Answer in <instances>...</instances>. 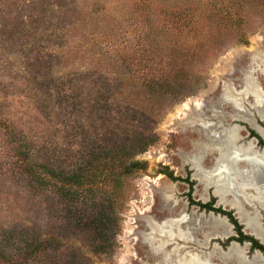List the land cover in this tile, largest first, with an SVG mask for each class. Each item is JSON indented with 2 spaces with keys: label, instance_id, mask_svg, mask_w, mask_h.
I'll use <instances>...</instances> for the list:
<instances>
[{
  "label": "rangeland",
  "instance_id": "374dc122",
  "mask_svg": "<svg viewBox=\"0 0 264 264\" xmlns=\"http://www.w3.org/2000/svg\"><path fill=\"white\" fill-rule=\"evenodd\" d=\"M255 47L264 51V0H0V119L30 141L40 162L67 172L93 153L129 148L130 154L138 134L156 139L137 156L147 170L131 180L106 255L95 250L91 222L78 221L52 193L33 188L0 153V252L6 258L0 264H36L23 260L25 235L30 239L22 246L42 242L37 264H161L162 253L141 239L139 233L150 230L142 219L161 223L181 214L208 228L195 234L198 243L167 242L170 256L176 247L222 252L224 237L210 236L211 214L188 206V184L162 172L188 173L193 200L214 198L215 206L231 209L183 158L203 141L202 126L179 123L192 113L183 110L185 103L216 99L224 81L242 89L243 72L252 70L264 90V69L249 65ZM252 99L245 97L240 112L215 104L217 111L205 110L202 118L217 138L233 127L237 147L260 151L249 131L264 141V118ZM216 154L203 153L202 166L212 169ZM107 196L97 197L101 204L85 215L106 208Z\"/></svg>",
  "mask_w": 264,
  "mask_h": 264
},
{
  "label": "trees",
  "instance_id": "16d2710c",
  "mask_svg": "<svg viewBox=\"0 0 264 264\" xmlns=\"http://www.w3.org/2000/svg\"><path fill=\"white\" fill-rule=\"evenodd\" d=\"M242 42L243 45L247 44L245 40ZM249 132L250 135L258 139L259 145L264 146V141L257 134L255 136L253 131ZM136 136L137 144L130 154L129 148L109 150L102 154L97 152L98 155L93 153L94 156L91 159L84 160L75 169L66 172L54 164L40 162L38 154L32 150L30 141L17 133L14 127L5 120L0 119V153L14 173L19 177L26 178L31 186L38 191L52 193L64 208L67 207L68 211L77 217L78 221L87 219L89 223L91 222L96 232L93 238L95 250L97 253L105 255L112 251L111 245L119 228L121 214L130 192L131 180L147 170V162L137 156L143 154L149 146L156 142L153 137L145 138L139 134ZM162 174L171 181L178 180L188 184V191L184 194L188 206H197L200 211H211L227 217L230 224L233 225L234 231L241 235L240 242L250 241L253 248L257 247L264 251L263 245L259 244L252 236L243 233V227L235 218L233 211L213 206L214 198H210L208 202L192 199L194 182L189 181L188 173L185 178L175 177L171 171L162 172ZM106 194H108L106 208L104 207L97 214L85 215L84 210L95 204L96 201L98 202L97 197ZM98 204L101 203L98 202ZM22 238L24 241L20 240L19 247H21L20 252L23 253V260L37 264L40 261V254L43 253L40 246L42 242L35 238L39 245L30 242V244L22 246L30 237L26 238L25 235ZM236 239L230 237L226 243ZM3 253L0 252V262L6 260Z\"/></svg>",
  "mask_w": 264,
  "mask_h": 264
},
{
  "label": "bare ground",
  "instance_id": "6f19581e",
  "mask_svg": "<svg viewBox=\"0 0 264 264\" xmlns=\"http://www.w3.org/2000/svg\"><path fill=\"white\" fill-rule=\"evenodd\" d=\"M254 50H256L257 55L250 60L264 69V51L258 47H255ZM242 76L243 87L239 93L245 97L252 96L254 107L257 109L259 115L264 118V90L260 88L258 82L250 74L243 72ZM220 94L226 101L233 103L238 108L242 107L241 101L240 103L238 102L237 95L234 94L228 84L224 83L222 85ZM201 101L198 99L185 103L183 110H187L189 107H194L193 109L200 108ZM213 103L210 100L211 107H213ZM186 118L188 123H198V125L202 126L203 130V141L194 146V154L183 157L185 161L191 162L193 165L195 170L194 177L203 186L212 187L223 205L236 209V216L245 225V231H249L264 241V231L258 224V214L255 210V205H260L264 208V181L262 180L264 178V152L255 151L251 145L248 147L234 146V141L237 138L234 131L222 130L221 136L217 138L202 116L189 113ZM209 150L217 152L214 157V165L210 170L204 168L201 164L203 153ZM244 201L252 209L246 210L247 208L241 205ZM181 221L188 222L189 226L181 227ZM220 224L224 228L223 223L216 221V225ZM146 225L150 229V232L145 235L147 243L152 250L162 253L160 254L161 264H211L210 256L202 258L183 253L175 257L174 250L172 251L173 255L170 256L169 252L167 253L163 249L167 242L178 237L184 241H195V243H198L195 234L206 225L205 223H198L196 219H188L186 214H181L175 220H166L161 223H155L147 217ZM156 241H159L158 244L152 245ZM228 256L236 258L237 264H256L258 262L256 256L250 261H246L243 258L242 251L237 247H231Z\"/></svg>",
  "mask_w": 264,
  "mask_h": 264
},
{
  "label": "flooded vegetation",
  "instance_id": "af4514ba",
  "mask_svg": "<svg viewBox=\"0 0 264 264\" xmlns=\"http://www.w3.org/2000/svg\"><path fill=\"white\" fill-rule=\"evenodd\" d=\"M250 62H252V61H250ZM255 64V63H254ZM242 85H243V83H242ZM257 141V146L259 147V148H262V149H264V146H261V145H259V141H258V139L256 140ZM262 149H259V150H262ZM256 151V150H255ZM264 157V156H263ZM263 181H264V178L262 179ZM214 195L216 196V194H215V192H214ZM218 199H219V201H220V198L218 197V196H216ZM210 199H208V200H206V201H203V202H208ZM200 201V200H199ZM202 202V201H201ZM222 204V203H221ZM244 204H248L246 201H244V202H242L241 203V205H244ZM223 205V204H222ZM249 205V204H248ZM213 206H215V204L213 205ZM250 206V205H249ZM191 207V206H190ZM189 207V208H190ZM195 208H197V210H198V212H204L205 214L207 213H210L211 211H209V212H207V211H200L199 210V208L197 207V206H194ZM215 207H218V206H215ZM257 208H260V209H262V211L261 212H259V215H258V224H259V226H260V228L264 231V208H262L260 205H255V210L257 209ZM223 209H225V210H231V211H235L236 209L235 208H233V207H231V209H226V208H224L223 207ZM233 209V210H232ZM246 210H248V209H246ZM257 211V210H256ZM213 213V212H212ZM215 214V213H214ZM233 214H234V212H233ZM257 214H258V212H257ZM216 215V214H215ZM237 215V211H236V213L234 214V216H235V218L237 217L236 216ZM222 216V215H221ZM225 217V216H224ZM237 220H238V222H240V220L238 219V217L236 218ZM226 220H227V223L229 224V225H231L230 224V222L228 221V218L226 217ZM220 223H223L222 221H219ZM224 224V223H223ZM240 224L242 225V227L244 226L245 227V225L243 224V223H241L240 222ZM208 223L205 225V226H203V228H205V227H207L208 228ZM209 230H210V233L211 232H215L219 227H221V224L220 225H216V221H210V223H209ZM202 228V229H203ZM222 228V227H221ZM242 231H243V233L244 234H246V235H249V236H252L255 240H257L258 241V243L259 244H261V245H263L264 246V241H262L260 238H257L256 236H254L253 234H251L249 231H247V232H244L245 230H243V228H242ZM230 232H231V235L228 237V238H230V237H235V238H237L236 240H231V241H229L228 243H226V240L228 239V238H225L224 237V239L225 240H222L221 242H220V244L219 245H222V244H225L224 245V247H225V249H223V251L222 252H220L215 246L212 248V250H214V248H216L217 250V252H218V255H216V257H213L210 261H211V264H213L212 263V260L215 258H217L219 261H220V264H237V260H236V258H234V257H231V256H228V252H229V249L231 248V247H237V248H239L241 251H242V255H243V258L246 260V261H250L254 256H256L257 257V259H258V262L256 263V264H264V251L263 250H261V249H259V248H257V247H254L253 248V245H252V243L250 242V241H242V242H240L239 240L242 238L241 237V235H239L237 232H235L234 231V229H233V225H231V227H230ZM213 235V233L210 235V236H212ZM177 237H178V235H177ZM179 238V237H178ZM180 239V238H179ZM180 240H182V239H180ZM182 241H184V240H182ZM236 242V243H238L239 244V247L237 246V245H235V244H232L231 246H229V244L231 243V242ZM215 243H219L218 241H215L214 242V244ZM202 244V243H201ZM242 245H246L245 247H241ZM229 246V247H228ZM228 247V249L226 250V248ZM164 249V248H163ZM174 250V255H175V257L178 255H181V254H183V253H187V255H195V256H200V257H202V258H205V257H207V256H210L211 257V251L209 252V255H202V254H198V253H193V252H188V251H186V252H183V251H181V248H179V247H176V248H174L173 249ZM225 250V251H224Z\"/></svg>",
  "mask_w": 264,
  "mask_h": 264
},
{
  "label": "water",
  "instance_id": "95a60500",
  "mask_svg": "<svg viewBox=\"0 0 264 264\" xmlns=\"http://www.w3.org/2000/svg\"><path fill=\"white\" fill-rule=\"evenodd\" d=\"M252 64H254V62H250V64L249 65H252ZM246 73H248V74H250L252 77H253V75H252V70H250V71H246ZM254 79H255V77H253ZM224 83L225 84H228V86L230 87V89H232V91L234 92V94L235 95H237V98L238 99H240V101H241V103L243 102V100L245 99V96H243L242 94H240L239 92H240V90H242V89H240L239 91H236L235 90V88L233 87V83H232V81L231 80H226V81H224ZM223 83V84H224ZM243 86V85H242ZM214 103H213V107H211L210 106V101L209 102H206V101H201V107L200 108H197V109H193L192 107H191V112L192 113H194V114H196V115H199V116H202L203 115V113H204V111L205 110H208V111H210V112H216L217 110L214 108L215 107V104H217V105H221V104H225V103H228L231 107H232V109H233V111L234 112H240V111H242V107L241 108H238L237 106H235L233 103H230V102H228V101H226L222 96H221V94H219L218 96H217V98L216 99H214V100H212ZM180 125H181V127H187V126H191V125H193L194 123H188L187 122V118H185V120H183V121H181L180 123H179ZM208 126H210V124L208 123ZM227 131H234V132H236L237 130L235 129V128H233V127H230ZM237 133V132H236ZM234 146H236L235 145V141H234ZM258 152H264V149H262V150H260V151H258ZM217 201L219 202V199H217ZM233 210V209H232ZM233 212H234V214H235V211L233 210ZM208 214H211V218H212V221L214 220V221H222L223 223H224V228L222 227H219L215 232H213V235L211 236L212 238L213 237H219V238H221V237H225V238H228L230 235H231V232H230V227H231V225H229L228 223H227V220H226V217H224V216H221V215H219V214H214V213H212V212H210V213H208ZM146 218L147 217H143V219H142V224L143 225H145L146 227H148L147 225H146ZM149 218V217H148ZM237 218V217H236ZM172 220H175V219H172ZM182 223H184L183 221H181ZM156 223V222H155ZM149 228V227H148ZM243 230H245V227L243 226ZM148 232H150V230L148 231ZM148 232H140L139 234H140V236H141V239H142V241H144L145 243H147V240H146V237H145V235L148 233ZM232 244H235V245H237L238 247H239V244L238 243H236V242H231L230 244H229V246H231ZM246 245H242L241 247H245Z\"/></svg>",
  "mask_w": 264,
  "mask_h": 264
},
{
  "label": "crops",
  "instance_id": "0c3cea01",
  "mask_svg": "<svg viewBox=\"0 0 264 264\" xmlns=\"http://www.w3.org/2000/svg\"><path fill=\"white\" fill-rule=\"evenodd\" d=\"M203 201H206V200H203Z\"/></svg>",
  "mask_w": 264,
  "mask_h": 264
}]
</instances>
